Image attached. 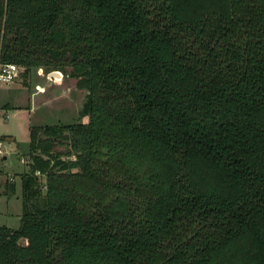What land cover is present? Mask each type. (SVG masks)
Here are the masks:
<instances>
[{
  "label": "trees",
  "instance_id": "16d2710c",
  "mask_svg": "<svg viewBox=\"0 0 264 264\" xmlns=\"http://www.w3.org/2000/svg\"><path fill=\"white\" fill-rule=\"evenodd\" d=\"M0 62L87 116L28 125L0 264H264V0H0Z\"/></svg>",
  "mask_w": 264,
  "mask_h": 264
},
{
  "label": "rangeland",
  "instance_id": "374dc122",
  "mask_svg": "<svg viewBox=\"0 0 264 264\" xmlns=\"http://www.w3.org/2000/svg\"><path fill=\"white\" fill-rule=\"evenodd\" d=\"M41 67H31L22 75L21 67L11 82L0 81V135H9L5 160L0 163V224L16 227L19 223L21 195L19 174L27 169L24 151L28 140V125L71 121H85L79 114L84 89L76 88L74 78L61 74L49 78ZM56 76V75H55ZM38 85L40 90L36 89ZM62 149V146H57ZM43 192L44 176L38 175ZM12 182L16 189L5 194L6 185Z\"/></svg>",
  "mask_w": 264,
  "mask_h": 264
},
{
  "label": "built area",
  "instance_id": "2783aa9c",
  "mask_svg": "<svg viewBox=\"0 0 264 264\" xmlns=\"http://www.w3.org/2000/svg\"><path fill=\"white\" fill-rule=\"evenodd\" d=\"M58 74H53V75H49L47 73V76H49V78H54V79H58L61 77V72L59 70ZM17 74V66L15 63L13 62H0V81L3 82H11L15 76ZM56 75V76H55ZM36 89L40 90L38 85H35ZM6 156V146L2 144V140L0 139V163L2 162L3 158H5ZM34 173L36 175H40V173L38 172V170H35Z\"/></svg>",
  "mask_w": 264,
  "mask_h": 264
},
{
  "label": "water",
  "instance_id": "95a60500",
  "mask_svg": "<svg viewBox=\"0 0 264 264\" xmlns=\"http://www.w3.org/2000/svg\"><path fill=\"white\" fill-rule=\"evenodd\" d=\"M49 75H53V74H58V71L57 70H50L48 72Z\"/></svg>",
  "mask_w": 264,
  "mask_h": 264
},
{
  "label": "crops",
  "instance_id": "0c3cea01",
  "mask_svg": "<svg viewBox=\"0 0 264 264\" xmlns=\"http://www.w3.org/2000/svg\"><path fill=\"white\" fill-rule=\"evenodd\" d=\"M3 160H5V158H3ZM19 184H20V183H19ZM15 187H16V184H14V190L16 189Z\"/></svg>",
  "mask_w": 264,
  "mask_h": 264
}]
</instances>
